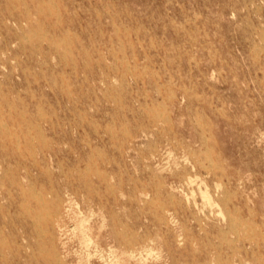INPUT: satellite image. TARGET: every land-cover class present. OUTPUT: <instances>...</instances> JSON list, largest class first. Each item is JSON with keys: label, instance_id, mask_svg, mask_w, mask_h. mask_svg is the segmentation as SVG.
<instances>
[{"label": "rangeland", "instance_id": "1", "mask_svg": "<svg viewBox=\"0 0 264 264\" xmlns=\"http://www.w3.org/2000/svg\"><path fill=\"white\" fill-rule=\"evenodd\" d=\"M0 264H264V0H0Z\"/></svg>", "mask_w": 264, "mask_h": 264}, {"label": "bare ground", "instance_id": "2", "mask_svg": "<svg viewBox=\"0 0 264 264\" xmlns=\"http://www.w3.org/2000/svg\"><path fill=\"white\" fill-rule=\"evenodd\" d=\"M263 46V45H262ZM184 85V84H183ZM68 93V92H67ZM38 103V102H37ZM39 105V103H38ZM36 106V105H35ZM41 113V112H40ZM194 118V117H193ZM205 140V139H204ZM203 140V141H204ZM206 143V142H205ZM209 162V161H208ZM187 177V175H186ZM191 180V179H190ZM192 182V181H191ZM199 183V182H198ZM198 185V184H197ZM186 190V189H185ZM189 191V190H188ZM193 192V191H192ZM201 193V192H200ZM203 194V193H202ZM54 194L52 192L46 193V198L48 199L47 201L49 203H53L54 199ZM34 198L37 200V206L38 208H34L31 211V206L29 204H26L24 206V213L30 217L33 218L35 222H39L41 218L44 217V214H49L50 217V209L47 206V202L44 201V197L42 196H34ZM43 199V200H42ZM43 201V202H42ZM220 212V210H218ZM248 239V238H247Z\"/></svg>", "mask_w": 264, "mask_h": 264}]
</instances>
